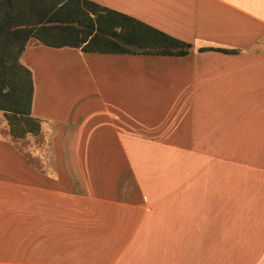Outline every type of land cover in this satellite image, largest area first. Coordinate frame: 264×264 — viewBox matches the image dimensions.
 Here are the masks:
<instances>
[{"label":"crops","instance_id":"crops-1","mask_svg":"<svg viewBox=\"0 0 264 264\" xmlns=\"http://www.w3.org/2000/svg\"><path fill=\"white\" fill-rule=\"evenodd\" d=\"M89 1L192 51L29 41L41 131L0 128V264H264V0Z\"/></svg>","mask_w":264,"mask_h":264},{"label":"trees","instance_id":"trees-1","mask_svg":"<svg viewBox=\"0 0 264 264\" xmlns=\"http://www.w3.org/2000/svg\"><path fill=\"white\" fill-rule=\"evenodd\" d=\"M31 39L85 53L183 57L192 51L189 43L89 0H0V111L18 138L41 131L31 113L33 74L21 61Z\"/></svg>","mask_w":264,"mask_h":264},{"label":"rangeland","instance_id":"rangeland-1","mask_svg":"<svg viewBox=\"0 0 264 264\" xmlns=\"http://www.w3.org/2000/svg\"><path fill=\"white\" fill-rule=\"evenodd\" d=\"M1 112H3V111H1ZM4 113V112H3ZM22 126H24V124H22ZM3 128V130H4V132L6 133V134H9L10 136H12L13 138H15V139H25V138H27V137H29V136H34V135H27L26 137H24V138H18V137H16V136H14V135H12L11 134V127H10V125H9V122H8V120H7V118H6V114L4 113V118H0V128ZM38 135V134H37Z\"/></svg>","mask_w":264,"mask_h":264}]
</instances>
